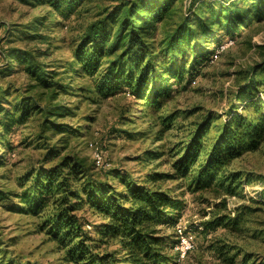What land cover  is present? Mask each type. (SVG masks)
<instances>
[{"label": "trees", "instance_id": "obj_1", "mask_svg": "<svg viewBox=\"0 0 264 264\" xmlns=\"http://www.w3.org/2000/svg\"><path fill=\"white\" fill-rule=\"evenodd\" d=\"M36 1L55 8L57 15L66 14L59 11L67 5L66 0ZM184 2L118 0L107 8V16L87 27L75 50L71 71L81 77L95 74L106 59L90 91L105 97L126 92L132 98L130 111L140 109L145 115L146 109L160 110L181 88L189 89L201 68L210 63L213 51L203 47L210 33L222 27L232 39L249 21L264 19V0H190L187 13ZM204 5H209L207 11ZM208 13L213 18L204 20ZM194 16L200 19L198 26L193 25ZM112 25L116 30L110 35L108 27ZM17 61L22 63L21 70L43 87L56 84L31 55L17 57ZM263 71L264 64L252 68L247 82L236 92L241 105H232L228 118L222 119L212 110L198 113L200 109H174L158 116L154 138L161 146L144 150L134 160L149 163L162 159L169 171L156 169L136 179L111 170L108 176L123 187L118 190L102 176H93L92 167L83 158L65 154L52 166L30 174L33 195L25 191L19 195L20 203L32 202L36 214L43 213L52 199L39 227L62 252L66 264H176L177 255L172 251L175 228L183 221L184 202L174 193L185 189L189 195L206 191L235 195L244 179L250 180V173L227 167L239 156L257 151L264 142V99L259 93L264 81L258 78ZM24 113L18 119L14 113H6V133L13 131L15 122H22ZM195 113L198 116L189 126L177 123ZM132 134L126 130L127 138ZM165 181L175 182V189L164 188ZM8 196L0 191V200ZM83 207L102 222L91 228L78 212ZM225 219L229 217L217 216L202 225L206 231H215L224 226ZM238 254L235 252L229 261ZM250 260L243 257L245 264Z\"/></svg>", "mask_w": 264, "mask_h": 264}, {"label": "rangeland", "instance_id": "obj_2", "mask_svg": "<svg viewBox=\"0 0 264 264\" xmlns=\"http://www.w3.org/2000/svg\"><path fill=\"white\" fill-rule=\"evenodd\" d=\"M66 1L70 7L65 3L59 9L66 12L63 16L36 0H0V191L9 195L0 200V264H66L62 252L39 227L52 199L43 213L36 214L32 202L20 203L19 195L25 191L33 195L32 181L28 180L32 172L52 166L65 154L83 158L92 167L93 176H102L118 190L123 187L116 178L108 176L111 170H121L136 179L156 169L167 172L169 165L162 159L149 163L134 160L144 150L161 146L154 138L158 116L174 109H200L198 113L212 110L222 119L228 118L229 108L241 105L236 98L238 87L247 82L254 66L264 64V19L249 21L232 39L218 27L203 46L213 51L212 57L218 46L229 40L233 43L216 61L201 68L190 88H181L160 110L146 109L144 115L137 109L132 113V98L126 92L105 97L90 91L106 66V59L95 74L86 73L83 77L70 67L89 24L107 16V8L118 4V0ZM189 3L190 0L184 2L185 13ZM208 6L204 5L203 10L207 11ZM211 18L213 15L208 13L203 19ZM198 23L200 19L194 16L193 25ZM108 30L112 35L116 27L112 25ZM29 55L56 84L43 87L21 70L17 57ZM262 73L258 78L264 81ZM259 93L264 99V86H260ZM7 112L14 113L15 119L25 112L22 122H15L9 133L4 129ZM197 116L191 114L177 123L185 128ZM126 130L133 132L130 138L126 137ZM91 142L98 143L109 168L95 166ZM227 169L251 175L235 195L209 191L189 195L185 189L174 193L183 199V222L195 239L194 249L180 264H245L244 256L251 259L246 264H264V142L257 151L233 160ZM162 186L174 190L175 182L165 181ZM78 212L91 228L102 222L87 207ZM217 216H228L229 220L225 219L224 226L215 231H206L202 224ZM235 252L240 254L229 261Z\"/></svg>", "mask_w": 264, "mask_h": 264}, {"label": "built area", "instance_id": "obj_3", "mask_svg": "<svg viewBox=\"0 0 264 264\" xmlns=\"http://www.w3.org/2000/svg\"><path fill=\"white\" fill-rule=\"evenodd\" d=\"M233 41L229 40L226 44H221L215 50L210 62L218 59L219 55L229 47ZM90 147L93 151L94 164L98 169L108 168L110 163L105 160L102 149L98 146L97 142H91ZM176 241L173 245V252L176 253V264H180L195 247L194 235L191 229L188 228L186 222L181 221L175 228Z\"/></svg>", "mask_w": 264, "mask_h": 264}]
</instances>
